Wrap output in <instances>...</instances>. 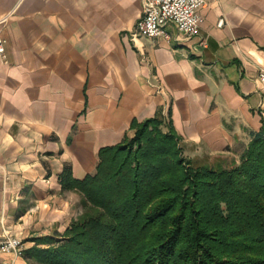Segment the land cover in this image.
<instances>
[{
  "label": "crops",
  "instance_id": "obj_1",
  "mask_svg": "<svg viewBox=\"0 0 264 264\" xmlns=\"http://www.w3.org/2000/svg\"><path fill=\"white\" fill-rule=\"evenodd\" d=\"M141 0H0V236L63 238L81 179L133 119H170L197 163L237 161L264 126V0H209L198 35L134 32ZM219 17L224 23L217 25ZM205 40V46L198 43ZM0 264H37L0 254Z\"/></svg>",
  "mask_w": 264,
  "mask_h": 264
},
{
  "label": "trees",
  "instance_id": "obj_2",
  "mask_svg": "<svg viewBox=\"0 0 264 264\" xmlns=\"http://www.w3.org/2000/svg\"><path fill=\"white\" fill-rule=\"evenodd\" d=\"M81 179L63 238L23 254L37 264H264V126L237 161L197 163L170 119H133Z\"/></svg>",
  "mask_w": 264,
  "mask_h": 264
},
{
  "label": "built area",
  "instance_id": "obj_3",
  "mask_svg": "<svg viewBox=\"0 0 264 264\" xmlns=\"http://www.w3.org/2000/svg\"><path fill=\"white\" fill-rule=\"evenodd\" d=\"M209 0H141L142 11L137 19L134 32L144 37L168 38L167 27L173 25L178 33L185 37L199 34L202 16L199 9L206 6ZM224 23L219 17L217 25ZM205 46V40L198 43ZM0 54L4 56V39L0 35ZM258 78L264 81V70H260ZM22 240L11 234L0 236V254L10 253L13 256L23 255Z\"/></svg>",
  "mask_w": 264,
  "mask_h": 264
}]
</instances>
